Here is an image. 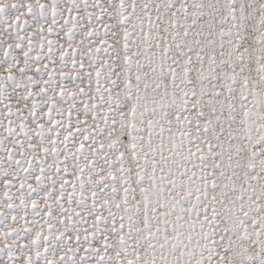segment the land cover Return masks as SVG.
<instances>
[{
  "label": "snow or ice",
  "instance_id": "1",
  "mask_svg": "<svg viewBox=\"0 0 264 264\" xmlns=\"http://www.w3.org/2000/svg\"><path fill=\"white\" fill-rule=\"evenodd\" d=\"M0 264H264V0H0Z\"/></svg>",
  "mask_w": 264,
  "mask_h": 264
}]
</instances>
